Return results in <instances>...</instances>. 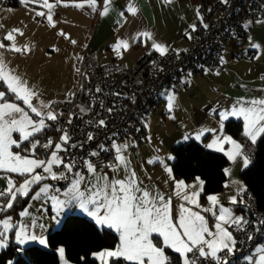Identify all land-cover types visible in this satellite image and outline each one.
<instances>
[{"label":"snow or ice","instance_id":"snow-or-ice-1","mask_svg":"<svg viewBox=\"0 0 264 264\" xmlns=\"http://www.w3.org/2000/svg\"><path fill=\"white\" fill-rule=\"evenodd\" d=\"M25 3L39 4L40 7L47 11H37V16L46 17L50 26H55L53 20V9L62 2L55 0V3H49V0H22ZM87 5L96 11V0H85ZM111 0H104V8L100 15H106L109 11ZM172 0H164V3H171ZM222 3H228V0H221ZM75 7H84L83 3H77ZM126 11L132 15L137 13V8L131 3L127 6ZM122 17L124 13L120 14ZM197 17L201 19L199 10ZM193 31L195 25H190ZM205 28L208 25H204ZM23 35L19 29H12L3 38L12 41L7 46L8 50L14 52H27L29 46L18 47L15 43V35ZM65 35L64 33H59ZM145 38L152 41V49L161 56L167 55L169 48L163 43L155 40L152 33L143 31L133 37V41L138 38ZM65 38L67 36L65 35ZM189 38H191L189 36ZM250 40V46L257 49V57L260 54L262 46L259 43H253ZM75 43V41H72ZM6 45L0 42V49ZM128 41L118 39L113 45V50L119 55V50H127ZM179 50H177L178 52ZM224 57H220V63L223 64ZM79 71V69H77ZM205 71H208L205 69ZM191 73H189V77ZM0 82L3 83L7 91H0V173L15 174L23 177L22 182L18 185L11 177H6L7 186L0 190V199L6 198V203H0V214L7 213L13 209L14 205L20 198L28 197L33 191L34 185H39L37 191L31 195V200H40L45 198L53 202L57 212V217L66 207L78 205L89 217H92L99 226H107L119 235V244L115 249L104 250L96 254L101 264H109L110 259L127 261L128 264H171V259L166 255V249H171L179 254L180 264H201L202 261L211 260L215 264H230L228 257L233 256L237 251L238 241L230 228L246 232V226L251 222L243 216H238L234 210L225 207L220 203L217 195H208L209 206L204 208L199 203V197L203 191L204 181L199 177L194 184H186L183 180H175L172 175V169L164 165L165 171L169 178L174 182L172 195H166L159 190H149L143 187V181L138 177L135 170L131 168V163L126 156L129 142L118 143L112 140L111 148L104 144L98 146L99 150L89 153V157H98L100 152H112L113 160L104 165L108 171L99 170L98 165L91 159L82 161L83 167L86 168L88 175L85 176L82 171L78 170L81 163L75 157L65 155L69 148H76L78 145L71 142V136L64 128H59L61 132L59 141H54L51 137L46 138L45 143H41L40 136L49 129L48 121H58L59 115L53 109L55 102H45L40 99V94L28 81L18 76L14 69L8 67L7 62L0 54ZM188 83L190 81H181ZM100 91L99 88L96 90ZM7 93H11L14 100H10ZM118 95V94H117ZM166 97V108L171 113L176 106V96L171 90L162 93ZM37 100L38 104H33ZM14 101H22L24 107ZM89 108L81 107V112H87ZM109 112L112 109H108ZM34 114V115H33ZM35 117V118H34ZM229 117H235L243 121V135L253 144L257 139L264 137V96L261 97H241L225 111L220 112L221 121ZM170 119L175 117L170 116ZM71 114L68 123L71 124ZM89 123H92L89 121ZM96 126L106 127V121L100 119ZM147 126V125H146ZM223 129V124H221ZM214 131V130H213ZM18 134V138L14 136ZM116 134L113 133V136ZM204 135V131L196 134L199 140ZM89 141L94 136L89 133ZM185 139H188L186 136ZM27 142L28 147H25ZM134 144V142H133ZM228 144L230 147L225 151L229 160H235L243 156L241 145L231 136H219L213 139L206 147L216 151H224L223 145ZM43 148L50 150L46 158H39L36 153ZM17 149L18 151H14ZM27 152L28 155H22ZM159 158L150 159L148 163H155ZM168 159H172L171 156ZM163 164V161H160ZM249 160L244 158V166L247 167ZM63 168V171H54V168ZM41 171H37V170ZM121 169L124 171L123 178H118L116 173ZM75 170V171H74ZM109 171L113 173L109 176ZM225 174L230 170L225 169ZM69 181L68 186L61 190L54 189V186L48 183H42L45 180ZM239 184L238 181H232ZM245 192L242 184L239 185L237 195ZM176 196L182 203L175 209L172 197ZM230 204L243 203V200H237V196L229 197ZM194 209H199L196 211ZM202 213H210L215 219V224L210 228L209 221ZM29 215L27 208L23 209L20 217ZM264 225V219L258 222ZM27 225L23 223H14L13 217L4 215L0 218V248L7 247L9 232L14 231L16 242L23 245L28 241H36L41 245H46L45 239L34 234H29ZM214 229V230H213ZM260 232L261 228L256 227ZM247 240L252 241L254 236L251 232H246ZM154 237L162 241V246L154 242ZM60 257H64V248L58 249ZM225 255L221 256L220 254ZM247 264H264V244L255 247L252 255L244 257ZM67 264V262H65Z\"/></svg>","mask_w":264,"mask_h":264},{"label":"crops","instance_id":"crops-1","mask_svg":"<svg viewBox=\"0 0 264 264\" xmlns=\"http://www.w3.org/2000/svg\"><path fill=\"white\" fill-rule=\"evenodd\" d=\"M52 1L55 2V0H49V3ZM202 1L204 0H172L171 3L166 4L164 0H111L108 13L101 16L100 12L104 8V0H96V11H93L85 0H62L58 5L63 8L65 16H61V13L57 12L56 7L53 9V15L56 16L57 22L60 20L63 22L64 20L62 18L64 17H75H73L74 21L71 25L75 27V29H73L75 41V43H73V48L77 52L75 60L76 68L82 51L85 48L97 52L104 61H116L125 65H130L147 53H158L152 49L151 40H146L141 37L133 41V37L136 36L137 33L143 31L151 32L155 40L159 43H163L169 50H185L194 34L190 25L195 24L198 18L197 10H199ZM22 3L25 2L20 0V4ZM77 3H83L84 7H75L74 5ZM129 3L137 8V13L135 15L126 11ZM68 7H73L76 10L65 9ZM122 12L124 13L123 17L120 15ZM66 20H68L67 22L69 23V19L66 18ZM90 27H92V30H90ZM189 36L191 38H189ZM250 37L251 42L259 43L262 46L259 50L260 54L258 57V50L250 46ZM118 39L128 41L129 43L127 50L123 48L119 50V55L113 50V45L116 44ZM235 43L236 48L234 49L244 52L241 58L235 59L230 63L229 60L232 50L227 49L221 54L225 62L223 64L220 63L218 71L207 73L203 76H187L185 81H190L187 83L189 88L187 90H177L178 92L173 91L174 93H179L181 91L185 96L187 95L188 104L185 99H183V102L180 101L179 104H183L189 111L187 116L183 117L179 114L178 117H175L176 126L174 130L166 132L159 127L161 120L158 119H165L173 113L167 111L166 97L162 95L166 90L161 93L162 99L160 107L144 118L145 128L147 123L152 122L153 124L149 131L146 128L147 138L144 145L140 149L129 147L125 153L131 163V168L135 170L138 177L143 181V187L149 190L162 191L166 195H172L174 182L169 178V174L165 171L164 165L172 169L173 146L180 142L193 139L206 147V145L216 137L224 135L231 136L224 131V128L221 129V124L224 126L226 120L221 121L220 112L228 110L238 98L264 96V77H261L262 75L264 76V20L257 19L252 21L244 32V37L236 39ZM160 114L162 117H160ZM230 118L237 119L235 117H229L228 119ZM241 122L243 127V121L241 120ZM200 131H204V135L197 140L196 134ZM186 136L188 139H185ZM231 137L241 145L243 156L237 157L234 161L229 160L228 156L225 155V151L230 147L228 144L223 145L224 151H216L214 148L210 149L206 147L212 151L223 153L226 156L229 162L226 169H229L230 173L226 174V182L221 191L206 195H203L202 191L199 197V203L202 207L207 208L209 206L207 196L217 195L223 206L232 208L236 215L242 216V211L237 204L233 205L229 203V197L237 196V200L239 199L242 194L237 195L240 184H242L246 190L245 184L241 180L239 173L245 168L244 158L247 157L249 160L248 165L250 164V158L244 153L242 144L238 139L233 136ZM22 155H28V153L23 152ZM169 156H171L172 159H168ZM157 157L159 159L155 163H148L150 159ZM160 161H163V164L160 163ZM37 171L41 170L38 169ZM54 171H57L56 168H54ZM112 175L113 173L109 171V176ZM116 175L118 178H123V169L116 173ZM172 175L174 176L173 171ZM16 177L20 179V181L15 179L18 185L23 180V177ZM175 180H183L186 184H194L196 181V179L186 181L177 177H175ZM232 181H238L239 184H234ZM5 182L6 180H4V177L0 176V190L6 188ZM42 183L53 185L49 183L48 180ZM53 186L54 188L50 191V194L54 193L55 188L64 190L68 185L64 188H60L56 185ZM38 188L39 185H34L33 191L30 192L31 195H33ZM172 199L174 209L182 203V201L174 195ZM4 203H6V200ZM25 208L29 210L28 216H9L13 217L14 223L19 222L26 224L29 234L41 237L45 239L46 242L47 233L59 228L68 214L84 215L96 224L95 220L89 217L78 205L66 207L60 212L58 217L53 202L45 198L35 201L30 199L23 209ZM194 210L199 211V209ZM202 214L208 219L211 228L216 222L215 219L210 213ZM97 226L99 228H108L107 226ZM116 234L119 244V235L118 233ZM8 235H10V232ZM14 240L16 242L15 235ZM154 242L157 243L158 246H162L160 238L154 237ZM29 244L41 245L38 240L28 241L23 245H18L20 247H25ZM41 246L48 247V242L46 245ZM59 248H61V246L57 248L59 264H65V262L71 264L66 259L65 254L63 259L60 257ZM96 254H98V252L93 254V256L99 264V259H97ZM166 255L175 257L180 263L179 254L173 252L171 249H166Z\"/></svg>","mask_w":264,"mask_h":264},{"label":"built area","instance_id":"built-area-1","mask_svg":"<svg viewBox=\"0 0 264 264\" xmlns=\"http://www.w3.org/2000/svg\"><path fill=\"white\" fill-rule=\"evenodd\" d=\"M16 4H20V0H0V10ZM199 13L203 22L200 18L196 19V30L185 50H169L165 56L147 53L130 65L104 61L97 52L87 48L82 51L75 87L67 99L54 101L53 109L62 115H59L56 122L49 121V137L59 141L61 132L58 129L64 128L72 138L70 143L82 145L69 148L65 155L81 162L78 170L85 176L88 173L83 167L84 159H91L97 164L98 171H108L104 165L113 160L112 152H100L98 157H89L91 151L99 150L100 144L111 148L112 140L115 139L118 143L127 141L130 147L140 149L147 138L144 118L160 107L162 91L187 90L189 85L181 81H185L189 73L191 76H203L218 71L221 54L227 49H233L236 39L252 21L264 20V0H228V3L204 0L200 3ZM243 55L240 50L233 49L229 62ZM81 107H90V110L81 112ZM110 108L111 112L108 111ZM70 114L71 124L68 123ZM100 119L106 121V127L96 126ZM89 133L94 136L92 141L87 139ZM113 133L116 135L113 136ZM45 142L46 139L41 143ZM49 152L40 148L36 155L44 159ZM56 170L63 171V168ZM48 182L60 188L69 184L66 180L49 179ZM239 200H243V203H237L242 216L251 222L246 226V232H251L254 239L249 241L246 232L229 229L238 241V250L228 257L230 264H247L244 257L252 255L257 245L264 244V225L258 224L264 219V211L256 207L253 197L247 192L242 193ZM0 203L4 202L0 200ZM256 227H260L261 231L257 232ZM169 257L171 264H180L175 257ZM201 264L215 262L209 259Z\"/></svg>","mask_w":264,"mask_h":264},{"label":"trees","instance_id":"trees-1","mask_svg":"<svg viewBox=\"0 0 264 264\" xmlns=\"http://www.w3.org/2000/svg\"><path fill=\"white\" fill-rule=\"evenodd\" d=\"M240 37H244V33L238 38ZM233 49H230L231 56ZM0 91H7L2 82ZM7 95L10 100H14L11 93ZM223 128L226 133L238 139L244 153L250 158V164L240 171L239 176L245 184V192L253 197L256 207L264 211V137L258 138L253 144L243 135L240 119L226 120ZM49 135L50 127L39 137L41 142ZM24 146L28 147L27 142ZM172 153L171 166L175 177L186 181L199 177L204 181L203 195L217 193L223 189L226 182L224 170L229 163L223 153L212 151L193 139L174 145ZM30 196L31 193L28 197L18 199L14 208L0 214V218L4 215L18 216L28 204ZM0 200L4 202L6 198ZM9 236L7 247L0 249V264H59L57 248L60 246L64 248L65 257L71 264H98L93 254L114 249L118 244V236L114 231L99 228L91 219L80 214H68L59 228L47 233L48 247L38 244L20 247L14 240V231H11ZM109 264L128 262L123 259H110Z\"/></svg>","mask_w":264,"mask_h":264},{"label":"rangeland","instance_id":"rangeland-1","mask_svg":"<svg viewBox=\"0 0 264 264\" xmlns=\"http://www.w3.org/2000/svg\"><path fill=\"white\" fill-rule=\"evenodd\" d=\"M51 3L55 2L52 1ZM56 8L57 12L61 13V16H65L61 6L57 5ZM65 9L76 10L73 7ZM37 11L46 12L47 9L41 8L39 4L35 3H22L16 7H5L0 10V42L6 45L5 48L0 49V54H2L10 69H14L18 76L27 80L28 84L39 92L41 100L45 102L65 100L77 82V68L75 63L77 52L74 50L72 43L74 41L73 29L75 27L71 25L73 24L74 16L64 17L62 18L64 20L63 22L61 20L57 22L56 16L53 15L55 23L53 27L49 25L46 17L37 16ZM66 18L69 19V23ZM12 29H19L23 33V35H15L16 45L21 48L28 45L29 51L14 52L8 50L7 46L11 45L12 41L3 38ZM59 33H64L67 38H65V35H60ZM174 95L176 96V106L170 116L178 117L179 114L183 117L187 116L189 111L183 104H179L180 101H184L183 99L188 104L187 95L185 96L181 91L174 93ZM14 102L24 107L22 101ZM33 104H38V101L33 100ZM170 116L165 119H158L161 120L159 127L166 132H171L176 126L175 119H170ZM152 125V122L147 123L146 128L148 131ZM14 136L18 138V134H14ZM14 151L18 150L14 149ZM14 175L6 173L0 174V176L4 177V180H6L7 176H11L14 180L20 181ZM5 186H7L6 182ZM99 264H101L100 260Z\"/></svg>","mask_w":264,"mask_h":264}]
</instances>
